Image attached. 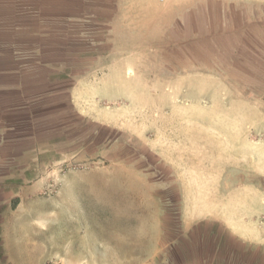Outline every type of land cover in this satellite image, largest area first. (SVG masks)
<instances>
[{"label":"rangeland","instance_id":"rangeland-1","mask_svg":"<svg viewBox=\"0 0 264 264\" xmlns=\"http://www.w3.org/2000/svg\"><path fill=\"white\" fill-rule=\"evenodd\" d=\"M139 2L148 7L145 11L149 13L138 15L139 29L127 31L118 49L124 64L138 61L139 71H143L138 73L140 77L130 67L122 70L124 64L115 62V34L108 25L112 14L107 15L105 29L98 30L99 24H93L90 30L92 24L75 23L74 37L69 38L75 56L73 68L67 72L88 85L83 92L85 98L107 97L108 101L96 104L109 112L107 118L119 119L118 124L94 122L99 117L93 106L92 122L82 123L81 114L76 110L73 113V106L64 99L60 107L67 112L70 130L65 137L75 142L60 151L57 159L36 158L39 150L34 151V145L40 134L29 119L27 131L21 135L25 156L8 159L3 144L0 146V201H10L9 205L0 204V243L10 264L151 263L154 257L147 253L122 258L115 253V183L122 179L123 166L141 173L151 185L148 194L156 198H162L156 181L173 179L179 171L186 174L181 184L184 188L163 191L164 199L174 206L169 215L173 220L155 264H204L212 257H226V250L221 248L243 245L234 233L239 227L233 224L240 229L255 227L262 235L260 247H264V213L250 216L259 209V203L264 205V172L253 171L264 165V157H259L256 148L252 162H248V142L238 138L237 131L230 133L232 127L226 124L228 117H251L250 106L264 104V53L260 58L247 55L258 59L256 65L261 67L260 73H252L250 61L228 62L227 39L219 42L222 55L212 46L211 34L220 32L219 25L211 29L203 21L200 49L195 46L193 24L184 31L180 20L170 19L172 15L167 12V7L179 0ZM131 17L129 13L124 15L129 23ZM90 36L96 40L94 45L87 41ZM219 57L223 59L218 63ZM234 66L246 73H233ZM151 68L153 72L146 73ZM147 74L152 93H147L142 82L141 76ZM233 101L251 104H235V109H228ZM153 103L154 108L148 109ZM210 118H218V125L211 126ZM252 134L246 137L257 145L259 137ZM12 138L18 141L19 135ZM232 139L235 147L229 157ZM10 148L13 153V145ZM170 160L176 163L172 165ZM72 184L86 186L73 188ZM72 198L81 199L82 208L86 199L85 212L93 203L104 205L105 211L99 206V214L91 213L88 223L54 219L56 209H66ZM178 200L186 220L199 219L193 225L181 226L175 219L179 217L175 210Z\"/></svg>","mask_w":264,"mask_h":264},{"label":"crops","instance_id":"crops-1","mask_svg":"<svg viewBox=\"0 0 264 264\" xmlns=\"http://www.w3.org/2000/svg\"><path fill=\"white\" fill-rule=\"evenodd\" d=\"M110 1L0 0V146L3 144V151H6L4 156L8 159L19 158L27 154L21 146V142H24L21 135L27 131L28 119L30 124L36 127V133L40 134L36 137L34 145V151L39 150L36 158L42 159L49 156L52 160L53 157L57 159L56 155L60 151L68 150L74 144L75 139L65 137L70 130L68 129L67 112L64 106L60 107V103L65 104L61 102L64 99H67L66 104L73 106L71 108L73 113L76 110L79 115L81 114L82 123L92 122L90 120L94 118L91 113L93 106L95 114L99 117L97 120L93 119L94 122L110 126L118 124L119 119L107 118L109 112L106 109H100L96 104L97 101H108L107 97L85 98L83 92L88 85L74 79L73 73L67 72L73 68L71 62H74L75 56L74 51L69 48L73 45L69 38L74 37L75 23L92 24L88 28L90 30L95 27L93 24H99L98 30L105 29L108 13L113 15L109 18L108 25L109 30H114L115 34V62L124 64L125 61L119 58L121 50L118 49L123 46V35L127 31L134 32L139 29L138 15L149 13V11H145L148 7L140 4L139 0ZM162 2L169 3L170 0H162ZM167 8V12L172 15L170 19L175 21L179 19L180 27L183 26L184 31L193 24L195 46H199L200 49L203 39V21L205 20V24L210 25L211 29L214 24L219 25L220 32L217 35L211 34L212 46L216 48L218 54L222 55L220 40L227 39L228 62L246 63L250 61L253 65L252 73H260L261 67L256 65L259 60L253 56L249 58V56L256 55L260 58L264 53V0H179L177 4ZM127 13L132 15L130 23L124 19ZM87 41L90 45L96 42L93 36L88 37ZM246 47H249V51H246ZM87 58L90 57L86 56L85 59ZM95 59L100 60L97 57ZM222 59L219 57L218 63ZM137 63V60H132L129 65L126 63L124 66L120 65V68L126 70L130 67L138 78V73H143V71H139ZM233 69V73H246L236 70V66ZM151 71L153 72V68L150 71L148 69L146 73H152ZM141 78L146 84L147 93H152L153 84L149 75L141 76ZM177 92L181 93V91ZM109 101L112 102V99ZM235 104H244L243 106L248 107L251 103L233 101L228 109H235ZM150 107L153 109L154 103L147 106L148 109ZM250 109L252 116L249 118L228 117L226 119V124L232 127L230 133L234 134V131H237L236 136L248 142L246 145L249 151L246 155L248 162H252L256 148H258L259 157H264V104L255 103L250 106ZM218 121V118H210V125H218ZM235 126L239 128L235 130ZM249 132L259 137L257 145L252 144L246 137ZM17 134L19 135L18 141L12 138ZM234 141L232 139L233 143L228 149L227 156L229 157L233 156ZM11 145L14 148L13 153ZM15 150L17 152H14ZM46 152H49V155ZM169 163L173 165L176 162L170 160ZM253 171L258 174L263 173L264 165L259 164L258 169ZM168 175L170 176L171 173ZM135 178L140 181H134ZM185 178L186 174L179 171L178 174L175 172L173 179L156 181L157 188L162 191V198H156L148 194L147 191L151 185L141 173H136L132 167H122V179L115 183L117 199L115 215L118 223L115 233V253L117 255L122 258L123 255L147 253L154 257V260L148 264H155L156 256L163 251L162 239L166 233L171 231L173 220L170 213L174 206L169 200L164 199L163 191L184 188L181 184ZM76 185L86 186V184H72V187ZM83 201L85 203L82 208L81 199H70L66 203V209L59 207L56 209L54 219L84 223L89 221L91 213L99 214V206H101V211H105L104 205L93 203L91 210H87L86 213V199ZM9 203L8 200L0 201V204L4 205H9ZM176 205L178 209L175 210L178 211L179 217L175 219L182 223L181 226L191 222L193 225L199 220L198 218H191V221L186 220L183 216L181 201L178 200ZM258 206L259 209L252 210L253 213L250 216L253 218L260 217L264 213L263 210L261 211V206L264 207V205L259 203ZM64 215L67 216L64 217ZM233 225L236 228L239 227L234 233L243 245L223 247L221 250H226L224 252L226 257L218 256L216 259L212 257L210 262L204 261L203 263L264 264V247H260L262 238L260 231L254 229L252 225L243 229L236 224ZM140 247L143 249L140 250ZM6 254V248L2 242L0 243V264H10ZM116 264H123V261Z\"/></svg>","mask_w":264,"mask_h":264}]
</instances>
